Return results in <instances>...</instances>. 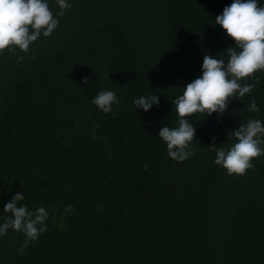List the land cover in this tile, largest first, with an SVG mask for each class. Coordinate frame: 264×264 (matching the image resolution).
<instances>
[{"label": "trees", "instance_id": "trees-1", "mask_svg": "<svg viewBox=\"0 0 264 264\" xmlns=\"http://www.w3.org/2000/svg\"><path fill=\"white\" fill-rule=\"evenodd\" d=\"M231 2L70 0L29 53L0 52V209L24 192L22 203L49 212L22 253L23 233L0 237V264H264V155L228 175L208 147L264 120V70L241 79L253 92L223 114H193L187 160L157 136L176 126L174 100L203 55L227 59L234 41L214 19ZM104 89L121 101L110 113L92 103ZM155 93L146 112L132 103Z\"/></svg>", "mask_w": 264, "mask_h": 264}, {"label": "clouds", "instance_id": "clouds-1", "mask_svg": "<svg viewBox=\"0 0 264 264\" xmlns=\"http://www.w3.org/2000/svg\"><path fill=\"white\" fill-rule=\"evenodd\" d=\"M55 4L58 8L53 10L50 0H0V52L18 49L29 53L31 45L41 35H52L60 18L72 7L70 0H55ZM214 22L234 41L224 50L227 59L214 54L203 55L200 75L181 86L183 91L174 100L176 126L163 124L157 135L166 143L168 156L178 162L194 154L191 143L196 131L191 119L193 114H223L233 97L241 99L253 92L254 85L242 84L241 79L264 70V5L260 0H232L215 16ZM31 58H35L34 52ZM23 59V56L17 57L18 62ZM159 102L156 93L132 99L135 108L145 112ZM92 103L104 113H110L113 105L121 101L114 90L104 89L98 91ZM248 111L260 112L255 98L250 99ZM233 136L234 142L226 147H217L213 136L208 147L215 152L213 162L228 175H244L254 167L252 158L264 155V120L249 118L246 123L239 124ZM144 167L147 168V164ZM24 200V192H17L0 209V237L10 229L23 233L25 239L18 249L21 253L46 231L49 217L44 206L30 208L22 203Z\"/></svg>", "mask_w": 264, "mask_h": 264}]
</instances>
